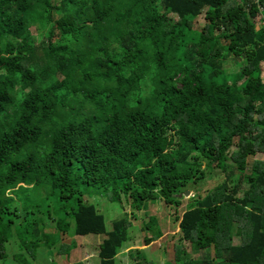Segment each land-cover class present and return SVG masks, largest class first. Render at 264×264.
Returning <instances> with one entry per match:
<instances>
[{"label": "trees", "instance_id": "1", "mask_svg": "<svg viewBox=\"0 0 264 264\" xmlns=\"http://www.w3.org/2000/svg\"><path fill=\"white\" fill-rule=\"evenodd\" d=\"M260 152L264 0H0V260L14 236L36 256L73 227L106 234L100 264H116L136 212L108 229L91 188L178 208L218 168L176 217L175 259L264 264ZM137 227L163 236L155 216Z\"/></svg>", "mask_w": 264, "mask_h": 264}, {"label": "rangeland", "instance_id": "2", "mask_svg": "<svg viewBox=\"0 0 264 264\" xmlns=\"http://www.w3.org/2000/svg\"><path fill=\"white\" fill-rule=\"evenodd\" d=\"M259 26L260 24L257 25V27ZM31 29L34 34L42 32L35 27H31ZM256 158L263 160L264 153H258ZM203 168L206 170L205 163ZM210 172L213 175L211 177L209 175L201 183L189 184L187 190L190 191V194L184 196L182 199L184 205L178 208L167 204L163 199H158L156 202L147 203L145 208L138 211L133 209L126 200H123L121 204L109 201L103 192L91 188L90 193H87L85 197L87 201L96 204L99 211L107 216L108 229H111L113 220L123 215L124 212L130 213L133 210L136 212V216H131L135 226L130 229V239L125 242L116 256V264H138L142 260L145 261L144 264H180L175 259L176 246L181 243L180 233L178 232L179 221L176 217L181 215L187 208L190 203L189 197L193 196L195 192L199 191L200 195L205 196L208 190L216 187L225 178L224 173L218 168H208V174ZM181 196L183 195L180 194ZM152 216L157 218V222L163 230V236L151 241L149 244H145V236H151V232L142 231L137 226L142 222H148ZM19 221L20 219H17V222ZM46 223V230L54 231L55 221L47 218ZM236 229L237 225L234 224L232 232L235 233ZM106 237V234L93 233L76 235L72 227L67 233H63L60 241L52 248L42 245L36 250V256H32L30 252L21 251L22 245L18 238L14 236L7 244V259L0 260V264H21L17 260L20 253H25L32 264H100L99 245ZM239 241L240 239L236 237L235 242ZM69 244H72V246L67 248ZM67 249H70V251L68 252Z\"/></svg>", "mask_w": 264, "mask_h": 264}, {"label": "water", "instance_id": "3", "mask_svg": "<svg viewBox=\"0 0 264 264\" xmlns=\"http://www.w3.org/2000/svg\"><path fill=\"white\" fill-rule=\"evenodd\" d=\"M189 192H190L189 190H186V191L184 192L185 196L189 195V194H190Z\"/></svg>", "mask_w": 264, "mask_h": 264}]
</instances>
